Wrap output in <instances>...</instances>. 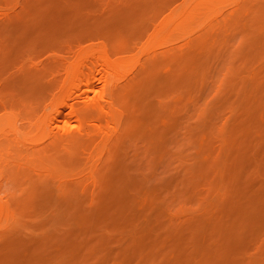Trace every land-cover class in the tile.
<instances>
[{
  "label": "rangeland",
  "instance_id": "374dc122",
  "mask_svg": "<svg viewBox=\"0 0 264 264\" xmlns=\"http://www.w3.org/2000/svg\"><path fill=\"white\" fill-rule=\"evenodd\" d=\"M0 264H264V0H0Z\"/></svg>",
  "mask_w": 264,
  "mask_h": 264
},
{
  "label": "bare ground",
  "instance_id": "6f19581e",
  "mask_svg": "<svg viewBox=\"0 0 264 264\" xmlns=\"http://www.w3.org/2000/svg\"><path fill=\"white\" fill-rule=\"evenodd\" d=\"M98 67L96 65L90 66L89 69L87 70L88 75L85 79V83L83 84L84 85V88H83L84 90L82 91L83 93L80 92L81 93V94L79 93L80 95L77 94L79 96L76 95V97H74L75 94L73 93L75 92H73L72 94L74 96L71 94L69 95L70 97H68V99H71V100H74L75 98L76 99L82 98L83 99L82 101L84 102L85 106L79 109L76 107V103H70V100L66 98V100H64L62 103H59L57 107L52 111L51 113L52 117L50 121L55 120L57 122H62V121H65L64 118L75 114L79 119L85 120L89 123L90 122L95 123L100 129H102L101 125H102L103 120L107 122H111L113 120L114 95L111 94L110 96L109 94V96L107 95L104 97H95V95L92 94L96 92L95 82L97 81V79L99 81L100 80L99 78L101 77V76L99 78L97 77L98 73L101 72V69H99ZM101 75L104 76L103 73H101ZM101 79H103V77H101ZM107 79H106V82H108ZM66 107L67 109H69V111H66ZM57 128H59V126H57ZM86 134L87 136H90V137H93L94 135V133L90 135V131H87Z\"/></svg>",
  "mask_w": 264,
  "mask_h": 264
}]
</instances>
